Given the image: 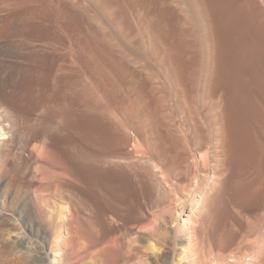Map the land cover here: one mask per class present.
Segmentation results:
<instances>
[{"label":"bare ground","instance_id":"bare-ground-1","mask_svg":"<svg viewBox=\"0 0 264 264\" xmlns=\"http://www.w3.org/2000/svg\"><path fill=\"white\" fill-rule=\"evenodd\" d=\"M0 34V79L48 86L61 125L76 110L110 145L93 152L67 128L71 158L55 163L46 129L64 127L41 118L24 132L0 94V264L11 262L2 207L18 145L35 163L34 201L65 202L54 226L36 203L13 235L33 264H106L92 223L102 193L82 182L83 164L110 171V239L97 241L110 264H264V0H0Z\"/></svg>","mask_w":264,"mask_h":264},{"label":"rangeland","instance_id":"rangeland-1","mask_svg":"<svg viewBox=\"0 0 264 264\" xmlns=\"http://www.w3.org/2000/svg\"><path fill=\"white\" fill-rule=\"evenodd\" d=\"M30 31L33 32L32 28L30 29ZM1 36L2 35L0 34V37ZM27 36L29 35L27 34ZM24 37L25 36H23V38L21 37V39L25 41ZM28 41L29 42L33 41V44L34 42L35 44L37 42L35 40H31V37L30 39L28 38ZM1 77H2V79H0L1 97L3 96L5 100L7 99L8 101L10 100V102L12 101L11 102L12 104H14L13 102H15L14 106H17V109H19L20 112L24 113L25 119H26L24 123L25 125L23 124V128L25 129V130L23 129L24 132L28 131L27 130L29 128L28 126H30V130H29L30 132L29 131L28 132L36 133L38 129L34 128V121L36 119H41V118L42 119L47 118L48 120H50L51 118L50 120L51 122H53L54 124L56 123L57 125H61L60 118H56V116L58 115L57 111L56 113H54L55 110L53 111L51 106L45 100L46 96L48 97L49 94L53 93L51 92V89L48 88V86H43V85L32 86L29 84L28 82L29 80L25 81V80L17 79L14 77H6L5 74H2ZM61 78L63 79V77ZM58 93L60 92L58 91ZM58 93L55 92L56 94L55 96L57 98L60 97V94ZM16 103L18 105H16ZM72 113L74 115L72 119L69 120L70 124L68 123L67 127L65 124H63L64 126L61 125V127H64V128L58 129L59 131L58 130L55 131L52 128H48V130L46 129L49 144L53 147V149H55V151H52L50 147H46V149L49 152L48 156L51 158V160L55 163H60L62 165L64 164V162L66 163V161H68L71 158L70 157L71 154L67 150L68 144L71 141L69 139L72 138L70 135H68L70 134L68 132L69 131L68 129L70 128H71L70 130H73L74 128L77 129L80 132V134L82 135L83 133L84 136L90 133L89 136H86L85 138L84 136L81 137V135H79L80 145H82L84 148H88L89 150H92L93 152L95 151L99 154L100 153L103 154V153L110 151L109 150L110 145L108 144L106 145L102 140H100V138L97 136L98 134L93 136L95 132H92L93 134L91 133L88 120L84 118L83 116L81 117V115L78 114L76 110H73ZM1 114L4 115V112H1ZM85 122H87L89 127L87 126V124L86 125L84 124ZM72 126H76L79 128H76V127L72 128ZM85 126H87L86 129H85ZM57 127H54V128H57ZM80 128L84 130L82 131V129L80 130ZM84 131L88 133L84 134ZM88 137H91L92 139L90 140V138L88 139ZM21 138L22 136L20 137V139ZM21 140H23V138ZM14 152L16 156L20 158L16 159L13 162V165L11 166L12 168L10 169V173L8 174V177H7V183L10 185V187L14 189L12 191V199H10V202L8 204L2 207L3 214L5 213L4 214L5 219L3 220L1 224V230L5 236L4 244L10 256V261H11L10 264H33L29 262L28 259L33 257V255L35 254V251L31 253H22V251L20 250V247H17L16 245L12 244L13 235L20 231H25L24 230L25 225L29 226L31 224L32 212H33L32 210L36 209L37 204L39 206L38 210L40 211V213H44L43 215H45L46 219L48 218L50 220L51 226H54L56 219L60 216L61 211H63L62 209L65 208V202L62 199H60V197L58 196L56 197L50 194L43 196L42 200L39 201V203L35 202L34 201L35 198L32 196L33 194H31L32 188H31V184L29 181V174H30L29 170L32 167H34L35 163L32 159H29L25 151L21 149V145L16 146ZM81 175H82L81 179H83L82 182L85 181L86 183H89V184L95 183L97 185L96 186L94 184L95 187L101 189L99 192L102 193V195L99 194L96 196V198H94L95 199L94 200L95 204L93 207L94 217H92L94 222L92 220V223H94L93 229L96 231V234L93 237L94 239H97V241H103L102 239H110L109 237L110 229L107 228L105 222L102 221L103 219L101 217L102 212L108 209L110 210L109 208L110 206H107V204L110 205L109 203V200H110V171H102L97 168L95 170V168L83 164L82 169H81ZM84 185L82 183V187H83L82 189L84 190L82 191L83 197L86 194ZM120 192L123 195L125 202L128 201L127 202L128 205H130L131 202L132 203L136 202L137 193L132 187L128 188V187L122 186L120 188ZM105 203L106 205H104ZM40 206L41 208L43 206L44 211L42 209V212H41ZM101 210L103 211L101 212ZM51 226L50 228L53 229ZM32 227L34 228L35 235L32 234L29 237H31V240L34 241V243L36 242L35 244H39L42 240L40 241V237L36 236V233H41V228L35 225V223L32 224ZM94 230L93 232H90V233L88 232V233L92 236L91 233L94 234L95 233ZM51 236H52V231L51 233H49V239L47 242L48 247L51 246L52 245L51 242H53ZM97 241H96L97 243L96 245H97V248L99 249L98 259L102 260L106 264H110V247L102 248L101 244ZM158 249L159 248L151 251L150 254L159 255L161 252ZM81 264H100V262L99 260H96V261L85 260Z\"/></svg>","mask_w":264,"mask_h":264}]
</instances>
